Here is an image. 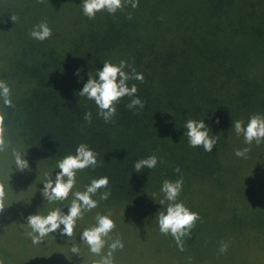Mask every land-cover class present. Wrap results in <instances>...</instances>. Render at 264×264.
<instances>
[{
	"label": "trees",
	"instance_id": "trees-1",
	"mask_svg": "<svg viewBox=\"0 0 264 264\" xmlns=\"http://www.w3.org/2000/svg\"><path fill=\"white\" fill-rule=\"evenodd\" d=\"M82 3L0 0V80L10 86L14 105L5 108L0 99L10 142L0 152V182L31 186L35 214L67 213L71 194L50 203L41 191L47 178L55 180L58 162L84 143L98 153L99 166L77 172L73 192L106 176L108 188L99 192L111 194L93 197L98 206L77 221L71 238L54 232L34 245L28 231L0 220V258L5 264H94L100 257L80 234L97 214L111 213L116 228L110 236L124 243L113 254L115 264H264V141L247 145L233 126L264 116V0H139L135 9L128 4L94 19ZM42 21L53 33L43 42L30 36ZM121 60L143 74V83L128 85L136 84L144 108L129 110L126 96L113 122L105 123L95 102L79 92L89 73L98 79L104 62ZM189 119H203L209 135L219 136L211 152L189 145ZM246 147V158L235 155ZM13 149L25 152L30 170L15 169ZM151 155L163 162L137 173L135 162ZM181 176L178 200L201 217L183 251L157 220L168 205L159 204L163 180ZM19 198L15 187L8 189L5 204L14 203L15 211ZM221 241L229 244L223 254ZM73 245L80 256L71 253Z\"/></svg>",
	"mask_w": 264,
	"mask_h": 264
},
{
	"label": "clouds",
	"instance_id": "clouds-1",
	"mask_svg": "<svg viewBox=\"0 0 264 264\" xmlns=\"http://www.w3.org/2000/svg\"><path fill=\"white\" fill-rule=\"evenodd\" d=\"M39 2L42 3L43 0H39ZM128 4H131V7L135 9L138 7L139 0H83L81 6L84 15L89 19H94L99 12L107 11L109 14H115L118 10H123ZM128 18H132L130 14ZM12 19L15 20V17H12ZM52 34V29L46 21L36 25L30 32L32 38L41 42L49 39ZM126 68L130 71H126ZM77 75H79V70ZM96 77L98 79L93 78L89 73V79L84 84L79 95L95 102L99 109L98 115L103 118L105 123L113 122V117L117 113L116 105L126 96L131 98L126 105L129 110L136 108L142 110L144 108V102L137 96L138 89L136 84H132L131 87L128 85L130 80H138L143 83V74L138 73L126 61L121 60L118 65L107 61L104 62L102 70L97 71ZM0 99H2L5 108L14 107L11 100L10 86L2 80H0ZM5 116L4 112H0V152H4L10 143L7 139ZM84 119L90 124L92 122V113L90 111L86 112ZM217 123H219L218 120ZM233 126L236 134L242 135L247 145H252L255 142L259 146L264 141V116H251L246 126L243 120H236ZM184 127L187 130L186 134L191 147L202 146L206 152H211L219 140V136L209 135L210 129L203 119H189ZM249 151V147L237 149L235 155L246 158ZM24 153L15 149L12 152L15 158V169L21 172L29 169L28 160L22 158ZM97 156L98 153L90 149L87 144L81 143L76 148L74 155L69 154L58 162L60 171L56 174L55 180L53 181L50 176L43 183L44 187L41 195L48 202L67 200L70 194L73 198L70 206H68L67 213L63 212L61 208H56L49 211L47 215L35 214L26 218L27 227L31 229V231L26 232V235L31 238L34 245L40 244L45 237L54 232H59L61 236L71 238L77 226V221L84 218L85 212L91 211L98 206L99 201L93 199V197L98 194L100 189L108 188V177L93 179L85 187L84 191L73 192L77 182V172L86 168L95 169L98 167ZM162 162L161 158L151 155L136 161L134 170L140 173L142 169H153L158 163ZM175 171L179 173L180 169L177 167ZM183 183L182 176L175 181L163 180L161 192L164 194V198L160 200L159 204L164 205L165 201H167L168 205L165 211H160L157 215L159 231L164 235L170 234L181 251L184 250V238L191 236L192 229L197 221L201 219L199 213L191 211L183 202H179L178 198L182 191ZM110 194V190L99 192V200H107ZM6 197V185L0 182V212H3L7 207L5 204ZM95 220L94 226L85 228L82 231L80 240L88 245L92 254L100 257L94 264H115L113 254L117 250L122 251L124 249V243L119 237L112 239L110 236V233L116 228V224L111 218V213L107 215L97 214ZM61 226L63 227L61 228ZM106 247L108 250L104 254ZM228 248L229 244L221 241L219 253H226ZM70 251L80 256V248L76 245H73ZM0 264H5L2 258H0Z\"/></svg>",
	"mask_w": 264,
	"mask_h": 264
},
{
	"label": "rangeland",
	"instance_id": "rangeland-1",
	"mask_svg": "<svg viewBox=\"0 0 264 264\" xmlns=\"http://www.w3.org/2000/svg\"><path fill=\"white\" fill-rule=\"evenodd\" d=\"M0 171H2L0 169ZM17 184V186H16ZM15 185L12 184L11 186L8 187V185H6V191H7V194H8V189H11L13 187L16 188L18 194H19V200H20V205L18 206L17 204V208H15V205L14 203L11 205V206H7L6 209L3 211V212H0V220L2 222H4L7 226V228H17L16 229H21L22 231H29L30 229L27 227V217L29 215H34L35 214V207H33V201L34 200H31L30 196H31V192H30V188L31 186L29 185H24L22 186V188L20 189V182L16 183ZM22 185V184H21ZM18 187V188H17ZM20 189V191L18 190ZM20 192V193H19ZM30 197V198H28ZM18 200V201H19ZM40 202V201H38ZM20 220V224H17V220ZM125 240H128L126 239L125 235L123 237ZM9 264V263H8Z\"/></svg>",
	"mask_w": 264,
	"mask_h": 264
}]
</instances>
